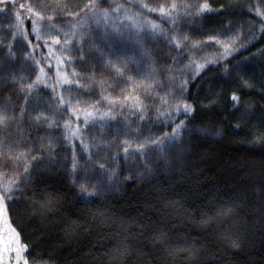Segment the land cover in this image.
Segmentation results:
<instances>
[{
	"label": "trees",
	"instance_id": "obj_1",
	"mask_svg": "<svg viewBox=\"0 0 264 264\" xmlns=\"http://www.w3.org/2000/svg\"><path fill=\"white\" fill-rule=\"evenodd\" d=\"M201 1L219 11L192 20L188 37L204 42L214 35L235 36L237 45L224 61L188 77L185 102L196 110L185 133L182 165L161 164L151 176L129 179L90 202L61 171H33L30 182L13 194L14 202L5 201L7 220L28 246L29 264H264V15H256L264 14V0ZM11 3L16 8L0 3L5 8L0 20L19 13L23 34L16 28L17 41L0 48V108L7 115L15 118L26 106L25 84L19 82L23 71L30 72L36 88L31 100L64 88L84 96L97 95L104 86L116 89L119 78L110 71L106 51L121 45L106 42V50L97 46L83 60L78 56L80 85L63 84L49 52L52 43L35 47L28 1ZM211 47L197 48L203 53ZM237 63L243 69L239 78L221 71ZM12 67L22 75L9 78ZM233 93L238 107L230 101ZM181 119L187 118L176 121ZM22 128L20 133L0 128V167L6 170L13 168L7 146L17 149L14 144L24 142L35 152L49 131L45 123Z\"/></svg>",
	"mask_w": 264,
	"mask_h": 264
},
{
	"label": "rangeland",
	"instance_id": "obj_2",
	"mask_svg": "<svg viewBox=\"0 0 264 264\" xmlns=\"http://www.w3.org/2000/svg\"><path fill=\"white\" fill-rule=\"evenodd\" d=\"M27 1L33 19H37L35 13H39L40 16V19L37 20L40 38L36 39L35 47L37 48L39 43L44 41L52 43L51 53L56 59L60 76H66L76 86H79L81 81V72L75 61L80 56L77 51L78 47H83L84 55L97 46L106 50L112 43L110 41L114 35L113 30L120 33L124 40L120 50L112 47L106 51L107 60L111 64L110 71L119 78L118 85L114 90L104 86L99 89L97 95L84 96L64 88L59 95L49 98L42 96L40 99L31 100L30 96L36 91V88L32 85L30 72L23 71L22 75L17 73L19 71L13 67L8 70L9 78L16 79L18 75H22L19 82L25 84L24 89L31 85L32 92H26L29 100L26 102L25 111L18 113L15 117L16 123L10 124V126L0 125V128L12 127L15 129L14 132L18 130L20 133L21 130H26V128H22L25 125H44L43 119L37 120L38 115L47 117L53 127L49 128L45 124L49 131L43 133L42 137L45 138L43 146L46 148L48 141H52L54 154H57L58 159L71 154V149L64 138L71 135L70 130L79 129V139L71 141L75 146L77 160L82 165V168L78 169L77 176H72L65 165L51 167L45 164L42 168L61 171L72 184H74V180L77 187L83 183L90 192L94 190L91 185L96 183L100 175L97 168L99 164H103L106 169L115 167L119 173V181L116 184L118 190L129 179L142 177L135 175L137 171L143 172V168L138 165V157L135 160L130 157L127 168L124 167L125 162L122 148L118 146L119 143L128 140L130 142L129 152H131L132 147L139 143L135 134L137 129L142 130L144 136L149 134L160 136L164 132L171 133L172 128L169 131L167 129L169 126H161V118L157 116V110L159 112L168 110L165 105L161 104V99L167 100L169 104L174 103L175 101L168 95V92L173 90L172 86L182 80L188 81L189 75L195 73V66L189 57L191 56V60L196 63L207 65L206 60L221 54L223 45L235 49L237 45L235 36H211L215 37L220 42L219 44L209 38L202 42L188 37L186 31L192 20L196 19L192 14L195 8L189 11L182 5L198 6L206 3L201 0H87L85 4L80 3L81 0ZM118 5L122 6L121 10L113 11ZM142 5H147V8ZM173 5L176 6L174 10ZM161 8L165 13H172V20H169L167 15L160 14ZM125 9L128 10L127 13L124 11ZM149 9H156V11L151 12ZM0 10H5V8L0 6ZM102 10L108 11L107 21L101 15ZM178 13H187V15H177ZM126 16H131L140 25L139 37L134 35L132 24L126 19ZM146 21L158 25V30L155 33L151 32ZM16 24L14 17L0 20V48L17 41L14 36L17 31ZM73 25L75 26V35H73ZM9 28L10 31H3ZM173 36L176 37L181 48L183 46L186 48L188 54H184L185 51L182 50L178 52L174 47L168 45L166 38ZM184 36L189 38L187 43L183 40ZM55 39H59L60 44H55L53 42ZM65 39L68 40L67 46L64 44ZM137 39L140 41L139 44L136 43ZM207 43L212 45V50L205 49L203 53H200L199 48L193 47V45L200 46V44L206 45ZM173 58H175V62ZM169 76L173 79L169 80ZM60 97L63 98L64 104L60 103ZM109 101L114 103H109ZM62 105H65L66 108ZM138 108L144 110L145 121L140 120ZM4 112H8V110L0 108V115ZM85 112L93 114L87 125L83 121ZM102 113H111L115 119L102 121L100 119ZM65 123L68 124L69 131H65L63 127ZM20 137L18 138L20 139ZM80 139L88 145L87 154L83 153L80 148ZM94 141L96 142L95 147ZM7 147L9 155L13 154L11 156L12 164H10L13 168L6 170L7 166L0 167V191L11 184L13 186L11 195L13 196L26 184L21 179L23 164L24 160L28 159L32 147L24 145V142L14 144L17 149H13L12 145ZM20 153L25 154L23 159L20 158ZM31 155H37V152L32 151ZM89 156L92 158V163L88 162ZM113 157H116L115 165L112 163ZM152 167L153 171L158 168L155 164ZM32 171L35 172V169ZM106 192L108 191L106 190Z\"/></svg>",
	"mask_w": 264,
	"mask_h": 264
},
{
	"label": "snow or ice",
	"instance_id": "obj_3",
	"mask_svg": "<svg viewBox=\"0 0 264 264\" xmlns=\"http://www.w3.org/2000/svg\"><path fill=\"white\" fill-rule=\"evenodd\" d=\"M0 3H4L5 7L7 8L9 4L11 5V8H16L15 3H11V0H0ZM21 9H23L24 5H19ZM122 6H117V8L113 9V11H120ZM142 7L147 8V5H142ZM175 5L172 6L173 10L175 9ZM182 7L189 9L191 11L192 8H195V11L192 13L197 19L202 17L205 14H211L213 12L219 11V9H213L211 8L207 3H203L198 6H189V5H182ZM91 10V9H90ZM31 11V9H29ZM127 13V9L124 10ZM151 12H155L156 9H149ZM161 15H167L169 20H172V13H165L164 9H160ZM36 16V20H32V32L36 35V37L39 39L40 34L37 29V20L40 19L39 13L34 14ZM102 17L107 21L108 18V11L102 10L101 11ZM177 15H187V13L184 14H177ZM256 15L261 16L264 14H261L260 12H257ZM9 16H14L17 24L16 27L21 31L23 34V28H22V21L20 19L19 13H9ZM49 19H51L49 17ZM126 19H128L133 28V33L137 37H139L140 34V25L137 24L135 20L132 19L131 16H126ZM148 29L155 33L158 30V25L152 24L150 21L145 22ZM73 35H75V26L73 25ZM7 30H11L10 28ZM114 31V35L112 37V42L117 45H123L124 40L121 38L120 33ZM261 31L264 32V28H261ZM167 43L170 47H174L177 51L180 50L181 45L177 41L176 37H168L166 38ZM183 40L187 43L189 38L187 36L183 37ZM209 40H213L215 43L219 44L220 42L215 39V37H209ZM55 44H60L59 39H55L53 41ZM136 43L139 44V39L136 40ZM65 46L68 44V40L65 39L64 41ZM10 47V46H8ZM193 47H198L197 45H193ZM223 51L220 55L206 60L207 64L216 65L219 62H222L226 59L227 56H230L233 51H236L235 48H230L227 45L222 46ZM52 50L49 48V52ZM77 51L80 53L79 59L83 60V47H78ZM184 54H188L187 51H185ZM192 64L195 66V73L192 76V79L196 78V75L199 74L200 71H202L205 68V64L196 63L194 60H191V56L189 57ZM175 62V58H173ZM71 63V60L69 61ZM41 72H43V69H40ZM221 71L224 74L232 73L237 78H239V74L241 71H243L241 64L237 63L232 68H228L226 65L221 68ZM58 80L63 84H72V81L68 80L66 76L61 77L60 73L57 72ZM169 80H172L173 77L169 76ZM37 83H42L39 76L36 77ZM173 90L168 92V95L172 98L173 101H175L172 104H169L167 100L161 99V104L165 105L168 110L165 112H159L157 110V116L160 117V123L161 126H170L172 128L171 133L164 132L160 136H153L151 134L144 136L143 131L140 129L135 130V134L137 139L139 140V143L136 144L135 147H132L131 152H129V146L130 142L128 140L121 141L119 143V147L122 148L123 153V160H124V167L127 168L129 158H139L138 165L143 168V172L137 171L135 175L137 177L148 175L151 176L153 174V167L152 165L155 164L158 167L163 164L164 166H169L172 162H174L177 165H182L183 158L186 152V136L183 135L184 133L190 132L191 129L188 128V124L192 123V121L195 119L193 113L195 112V108L193 105L185 102V97L188 93V81L182 80L179 83H176L172 86ZM22 91H25L27 93L32 92V86L29 85L27 89H22ZM29 100V96H25V101L27 102ZM59 101L61 104H64V100L62 97L59 98ZM230 101L233 103L234 106L238 107L239 105V97L233 93L230 96ZM109 103H114L112 101H109ZM199 103V101H197ZM25 111L24 107L21 106L20 112L23 113ZM139 112V117L141 121H145V112L143 109H137ZM91 112H85L83 114V121L87 125L89 118L92 117ZM184 116L187 119H181L179 120V123H176V120L180 117ZM166 118V119H165ZM43 119L44 123L49 127H53V124L50 120L47 119V117H41L37 116V120ZM100 119L103 120H114L115 116H113L111 113H102L100 115ZM16 123V120L14 117L7 115L5 112L4 114L0 115V125L8 126L10 124ZM65 131H69V126L67 123L64 124ZM71 135L66 136L64 139L68 143L69 148L71 149V154L66 157L57 158V154H54V149L52 145V141H48V146L45 148L43 146V142L45 138H39L40 143L36 146V152L37 155H31V150L28 154V159L24 160L23 164V176L22 180L25 183L30 182V177L33 175V169L35 171L40 172L42 169V166L47 164L51 167H58L60 165L67 166V171L72 176H77L78 169L82 168V165L79 164L77 160V156L75 153V146L72 145L71 141L73 139H79V129L76 130H70ZM204 131V130H200ZM80 148L83 153H88V145L84 143L82 139L79 141ZM96 146V142L94 141V147ZM5 155H7L5 153ZM24 153H20L19 156L21 159L24 158ZM88 162L92 163L91 156L88 157ZM112 163L116 164V157L112 158ZM98 172H99V178L97 179L96 183L92 184L91 187L94 189L93 191H88V189L85 187L83 183H80L78 185V191L79 193L89 199L93 197H99L103 196L107 191H116L118 190L116 188V184L119 181V173L116 171L115 167L112 169H106L103 164L97 165ZM87 175V173H86ZM74 186L76 185V181H73ZM13 186L10 184L9 186L5 187L2 191H0V264H29L28 259L24 255L28 251V246L26 244L21 243L20 234L16 231L14 227H12L11 222L6 219L7 215V206L5 201L8 202H14L12 198ZM32 264H35V261L32 262Z\"/></svg>",
	"mask_w": 264,
	"mask_h": 264
}]
</instances>
